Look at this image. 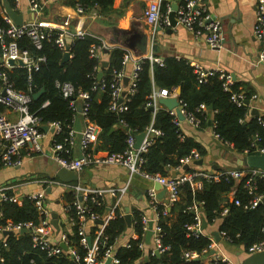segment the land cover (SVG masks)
<instances>
[{"label": "trees", "instance_id": "16d2710c", "mask_svg": "<svg viewBox=\"0 0 264 264\" xmlns=\"http://www.w3.org/2000/svg\"><path fill=\"white\" fill-rule=\"evenodd\" d=\"M14 7L15 0H8ZM70 3H81L85 7L98 5L102 10H111L114 0H70ZM166 5H162L165 12ZM0 25L8 26L3 18V5L0 2ZM56 33L51 32L50 37L42 40V47L38 48L29 36L19 39V46L28 50L34 58L44 56L45 60L39 62V68L33 69L32 79H29L28 67L16 65L8 69L9 81L16 90L31 95L29 111L41 119L42 124L58 122L62 129L56 134V139H63L69 133V125H73L74 111L70 105V98L63 96L59 83L70 82L77 90H90L92 95L89 109L90 118L101 127V133L96 145L97 149L107 150L110 153L123 152L127 148V130L133 134L143 132L148 125L153 123L161 129L162 134L155 137L153 144L143 153L145 162L142 169L149 174L175 176L173 170L180 166L181 158L196 149L200 156L206 154L205 147L191 136H186L174 117L164 107L159 106L152 110L148 105L149 95L154 88L168 87L171 91L180 88V98L187 103V109L197 113L202 118L201 125H206L209 111L201 114L197 107L204 104L212 105V120L214 130L219 137L239 152L258 154L259 148H264V113L253 114L250 104L238 105L232 99L233 92L244 91L247 99L252 95L250 90L237 81H234L230 90H225L220 73L216 72L207 76L200 82L193 64L184 59L167 58L164 65L152 62L146 58L139 73L137 86L134 93L125 91L127 109L117 113L109 109L111 101L110 80L114 70L122 67L124 50L121 47L109 49L108 66L101 68L103 60L90 56V47L100 41L92 36L83 39L76 38L69 46L71 57L64 59L65 49L55 44ZM105 49L103 50V54ZM104 71L102 79L108 84L105 88L98 86L93 90L95 78L92 74ZM45 87V92L37 99L33 95ZM48 102L44 105L45 102ZM1 166V160H0ZM198 167L184 168L191 172ZM242 168V167H241ZM58 178V177H54ZM248 176L237 180L231 175L224 174L218 181L203 179V187L193 190L186 182L180 187V199L176 201L167 216L160 212L159 225L162 232V244L169 246L168 250L158 256L152 252L141 249L139 244L145 239L141 212H132V227L135 236L130 238L128 246L117 249V256L123 264H206L205 249L211 253L212 240L207 235L198 237L190 235L188 226L194 223L195 214L190 205L195 201L202 204V213L207 222V228L216 222L220 232H226L223 240L228 244L249 253V248L264 241V200L252 206L256 195L264 196V177L255 178L256 188L250 193L247 185ZM76 182V181H74ZM235 191L234 196L231 193ZM75 198L72 191H65L62 196L64 205L71 204ZM264 198V197H263ZM236 199L240 204L236 203ZM92 208L103 214L105 206L98 207L90 204ZM3 218L0 224L7 220L13 222L33 221L38 223L40 216L34 202L28 197L17 201H0ZM228 212L222 215L224 209ZM161 209V206H160ZM73 210L69 212L72 214ZM61 228L67 227L60 221ZM95 228V227H94ZM130 227L124 215L119 211L110 219L105 228L108 245L115 244ZM93 230V229H92ZM91 230V231H92ZM130 230V229H129ZM71 246L84 256L86 251L80 246V235L77 228L72 227L67 232ZM4 245L0 239V264H80L69 253L60 256H49L46 251L32 246L30 234L27 232H11L3 237ZM186 251H196L200 257L187 260ZM213 264H229L227 261H213Z\"/></svg>", "mask_w": 264, "mask_h": 264}, {"label": "built area", "instance_id": "2783aa9c", "mask_svg": "<svg viewBox=\"0 0 264 264\" xmlns=\"http://www.w3.org/2000/svg\"><path fill=\"white\" fill-rule=\"evenodd\" d=\"M145 3L143 18L145 22L152 26L153 31L158 27H171L170 20V5L166 11H162V3L164 0H142ZM3 5V0H0ZM29 7L33 13H41L44 8L42 0H28ZM20 0L14 1V6H18ZM98 8V5L93 6ZM85 7L81 3L77 4V10L80 14H86L89 8ZM256 7V21L254 24V35L260 42V50L258 53V63L264 64V0H255ZM92 14V13H91ZM177 23H181L187 29H189L197 38H202L210 47H221L224 40L223 25L221 20L213 16L208 8L207 0H179L178 9L175 13ZM3 18L7 22L8 26L0 25V49H1V62H0V105L16 113L18 116L16 119L9 118L5 114H0V141L2 143V151L0 155L2 167L21 166L25 157H32L35 153H43L42 141L45 137V132L42 129L41 119L29 111V103L31 102V95L18 91L13 84L9 81L8 69L11 64L10 59L16 61L21 59L24 65L28 67L29 79H32L33 69L39 68V62L45 60L44 56L34 58L32 54L19 46V39L24 36H29L38 48L42 47V40L46 37H50L51 32L56 33L55 44L65 50L70 46L66 42V36L69 34L73 41L76 38L83 39L86 36H92L100 41V44L93 43L90 47V56L92 58L103 60V50L110 49V47L104 39L97 37L95 34L82 28L80 24L75 27V30H70L69 19H65L62 24H43L37 21L24 22L22 25L14 23L12 18L5 12L3 6ZM124 50L122 67L118 70H114L109 83L111 88V101L109 109L113 112L120 113L127 109L125 98V91L132 94L136 90L137 80L139 73L142 70L143 61L148 58L152 62H157L160 65H164V59L154 57L151 55L137 56L128 47H121ZM71 57V55H70ZM128 62H133L134 68L130 75L128 85H125V66ZM195 72L198 74L200 82L206 80L207 76L216 72L220 73V78L223 80L225 90H230L235 79L230 73L224 71H216L212 69H205L200 64H195ZM95 78L93 90H96L98 86L105 88L108 84L102 77L98 78V74H92ZM58 87L61 88L63 96L70 98V105L74 111L73 125H69V133L61 140H57L56 136L53 138L51 145L50 157L58 163L60 167L68 170L76 171L79 175L88 166L93 165H122L128 168L132 174H140L151 179L154 182L160 183L165 189V197H161L159 190L151 186L147 189V196L149 198L150 207L152 210L151 216H147L145 213H141V221L143 223L144 236L149 229V222H153V234L151 237L152 252L156 254V250L159 253L168 250L169 246L162 244V229L159 225L160 212L162 216H167L170 212L171 206L180 199V187L182 184L188 182L192 189L198 190L203 187V179H213L218 181L224 174L231 175V177L240 180L245 176H248L247 185L250 193L254 192L256 188L255 178L257 176L264 177V169L252 168L244 166L242 168L232 169L229 171L216 173L211 170H202L198 167L191 172H186L182 169V165L195 166L194 161L201 158L200 153L194 149L190 154L181 158L180 166L176 169L179 173L175 176H163L160 174H149L142 169V164L145 162L143 153L153 144L155 137L162 134L161 129L156 128L153 123L148 125L145 132L144 140L140 148L135 147V134L130 130H127V148L123 152L110 153L107 150L97 149L96 145L101 133V127L94 122L89 116V109L91 106L92 95L90 90H77L70 82L59 83ZM176 97L178 99V106L181 110L184 120H187L190 124L195 126L202 123V118L195 112L187 109V103L180 98L176 89L171 91L168 87L154 88L149 95L148 105L154 107L156 110L159 106H164L161 102V98ZM232 99L238 105H248L247 100L251 102L254 96L251 95L247 99L245 92H233ZM48 102L46 101L44 105ZM250 104V103H249ZM80 106V111H79ZM170 114L174 117V121L180 126V122L183 121L179 118L176 108L168 109L164 106ZM208 110L204 104L197 107V112L204 114ZM81 119L82 128L80 131L76 129L77 119ZM50 127L54 126L55 135L62 129L58 122L49 123ZM215 132V130H214ZM80 133V146L79 154L76 155V135ZM216 136L219 135L215 132ZM264 153V148H259V153ZM182 171V172H181ZM44 188L35 192L28 193L26 197L34 202L37 211L40 216V221L35 223L33 221L26 222H13L7 220L5 223L0 224V235L3 236L5 231L14 233H22L23 229H27V233L30 234L32 240V246L42 251H46L49 256H60L64 253H69L71 258H74L80 264H123L117 256V249L121 246H128L130 238L124 244H118V240L115 244L108 245V238L105 235V228L109 220L116 215V208L120 206V200L122 194L128 189V182L122 187H93L82 183L76 182H64L59 178H47L44 180ZM57 185L62 190L72 191L75 198L71 204L64 205L63 211L66 215L64 220H60L67 227L61 228L57 233L54 225L52 224L53 209L50 207V199L48 197L47 187ZM11 187H3L0 189V201H17L20 198L15 194L10 193ZM235 191L231 194L234 196ZM111 194L117 198L115 204L112 207V211L104 216V223H99V220L103 218V214L92 208L90 204L102 207L105 206V195ZM63 196V195H62ZM262 195H256L252 202V206L257 205L263 200ZM236 203L240 204V201L236 199ZM161 206V209H160ZM189 208L195 214V221L188 226L190 235L196 237L200 235H207L211 238V249H214L213 254H209L208 250L203 251V255L206 256V264H213V261L223 260L232 264L230 259L226 257L220 249H217V239L212 233H208L206 229H202V223L204 215L202 213V204L195 201ZM73 210L72 214L69 212ZM228 209L225 208L222 215H225ZM127 212L121 211V214L125 216ZM132 215V214H131ZM3 218V211L0 208V219ZM89 223L94 224L95 228L90 230ZM77 228L80 235L79 244L86 251L84 256H81L77 252L75 247H72V242L67 234L71 231L72 227ZM221 237L226 236V232H220ZM91 237V244L88 237ZM120 238V237H119ZM118 238V239H119ZM4 245L6 241L2 239ZM62 242L68 245V249L65 250L62 246ZM139 247L143 250L147 247L145 239L140 242ZM264 250V241L255 243L249 248V253L260 252ZM184 256L187 260L196 259L200 257V253L196 251H186ZM110 262L108 263V260ZM2 261L3 258L0 257Z\"/></svg>", "mask_w": 264, "mask_h": 264}, {"label": "crops", "instance_id": "0c3cea01", "mask_svg": "<svg viewBox=\"0 0 264 264\" xmlns=\"http://www.w3.org/2000/svg\"><path fill=\"white\" fill-rule=\"evenodd\" d=\"M178 1L164 0L162 5H166L167 9L169 5L172 7ZM42 2L44 8L38 14L32 12L28 0H20L19 5L14 8L23 14L24 22L37 21L56 25L69 19L70 30H75V27L80 24L82 28L104 39L110 47H129L125 43H130L132 47L129 48L137 56L152 54L154 57L163 59H184L193 65L200 64L205 69L230 73L235 81L250 90L254 96L250 102L251 112L253 108H257L260 113H264V64L257 61L260 42L254 35L255 0H207L211 14L220 19L223 25L224 40L219 48L210 47L202 38H197L181 23H177L172 29H170L171 27H161L154 32L152 26H149L143 18L145 3L142 0H114L111 10L93 7L89 8L85 12L86 14H80L77 10L78 3L72 4L70 0H42ZM144 34L149 35L148 48L145 52L138 47V42ZM66 42L68 45L73 42L69 34L66 36ZM109 57L110 54L106 51L102 55L103 61H108ZM16 65L19 63L17 62ZM133 68V62H128L125 66L126 77H130ZM178 89L179 87L176 92ZM208 111L209 120L206 125L195 126L187 120L180 122L183 133L193 137L206 149V154L201 156L204 162L199 168L221 173L244 167L245 165L238 162L247 154L235 151L227 142L216 136L212 120L213 113L209 109ZM0 114H5L12 119H16L18 116L2 105H0ZM44 132L43 153L25 157L21 166H0V189L11 187L10 193L22 199L28 193L43 189L45 179L57 177L60 166L50 157L52 141L56 136L54 126L50 127L49 125V130H44ZM80 138V133H77L74 150L76 155L79 154ZM2 147L0 141V155ZM178 173L177 169L173 170L174 175ZM80 181L93 187H122L128 182V189L122 194L120 206L116 208L115 212H127L129 209L131 214L134 210L145 213L149 217L152 214L147 189L151 186L156 187L157 182L140 174H132L125 166H88L81 172ZM158 190L163 197L166 196L165 191L164 194L161 192L163 188ZM47 192L50 207L53 211L58 212L60 220H64L66 218L62 201L64 190L57 185H52L47 187ZM116 200L117 198L111 194L105 195V208H110L108 212L112 211ZM218 224L216 222L209 227L207 232L219 231ZM94 226L91 223L88 225L90 230ZM129 229L118 239V244H124L129 238L135 236L132 225ZM3 237L4 235H0L1 240ZM217 242L216 248L220 249L232 264L243 262L247 253L237 248L232 250L233 252H229L228 245L223 238ZM150 248L152 245L147 244L145 251Z\"/></svg>", "mask_w": 264, "mask_h": 264}, {"label": "water", "instance_id": "95a60500", "mask_svg": "<svg viewBox=\"0 0 264 264\" xmlns=\"http://www.w3.org/2000/svg\"><path fill=\"white\" fill-rule=\"evenodd\" d=\"M3 6H4V9H5V12L12 18V20L14 21L15 24L17 25H22L24 23V17H23V14L18 12L11 4L8 0H3ZM178 9V3H174L171 7V12H170V20H171V23H172V26L170 29H172V27H175L177 25V19H176V16H175V13ZM158 29H161V27H158ZM148 42H149V35L148 34H144L143 37L141 38V40L138 42V47L140 48L141 51L145 52L148 48ZM127 44L129 47H132V44L130 43H125ZM128 47V48H129ZM106 52L109 51V49H105ZM70 58V51H69V46L67 47V50L65 51L64 53V61L65 60H68ZM9 63L11 65H16V61L13 60V59H10ZM19 65H23L24 66V62L20 59L18 61ZM108 66V61H103L102 62V66L101 68H105ZM104 75V71L103 70H100L98 72V78H101L102 76ZM129 80L130 78L127 76L124 78V83L125 85H128L129 83ZM45 92V87H42L40 90H38L34 95H33V98L34 99H37L39 98L43 93ZM178 94H180V88L178 89ZM160 102L166 106L168 109H173V108H176L177 110V113L179 115V118L181 120H184V116L182 115L181 113V110L178 106V99L176 97H168V98H161L160 99ZM250 101L247 100V104H249ZM213 106L210 105L208 106V109L209 110H212ZM152 110H154V107H151ZM80 106H79V111H80ZM252 113L253 114H257L259 113V110L257 108H253L252 109ZM82 128V123H81V119L78 118L77 119V122H76V129L78 131H80ZM42 129L43 130H46L48 131L49 130V125L48 124H42ZM144 137H145V132H141V133H137L135 134V147L136 148H140L143 140H144ZM204 162V159L203 158H200L196 161H194V164L195 165H198V166H201ZM239 164L241 165H245L247 167H252V168H260V169H264V153H258V154H250V155H246L242 160H239L238 162ZM189 167V165H184V168H187ZM57 177L64 181V182H73V181H80V175L76 172V171H73V170H68L66 168H63V167H60L57 171ZM156 187L159 189V188H163V186L160 184V183H157L156 184ZM164 188L161 192H163L164 194ZM161 197H163L162 193L160 194ZM264 200V198H263ZM110 208H107L104 215H103V218H101L99 220V223H104V216L106 214H108ZM125 218H126V221H127V225L128 227H131L132 225V215H131V212L129 211V209H127V213L125 214ZM52 224L54 225L55 229H56V232L58 233L60 231V223H59V214L57 211H54L52 213ZM153 222L150 221L149 222V229L146 233V236H145V241L148 245L151 244V237H152V234H153ZM207 228V222L206 220L204 219L203 220V223H202V229H206ZM23 232H27V229H23L22 230ZM10 231H5L4 232V235H7L9 234ZM212 234L216 237L217 241H221L222 237L219 233V231H213ZM88 240H89V243L91 244V237L89 236L88 237ZM62 246L64 247L65 250L68 249V245L65 243V242H62L61 243ZM215 252L214 249L211 250V254H213ZM156 254L159 256L160 253L158 250H156ZM110 262V259L108 260V263ZM241 264H264V250L263 251H260V252H255V253H251V254H248L246 255V257L243 259V262Z\"/></svg>", "mask_w": 264, "mask_h": 264}, {"label": "rangeland", "instance_id": "374dc122", "mask_svg": "<svg viewBox=\"0 0 264 264\" xmlns=\"http://www.w3.org/2000/svg\"><path fill=\"white\" fill-rule=\"evenodd\" d=\"M225 243H227V242H225ZM227 245H228V250H229V252H233L232 250H234L236 247H234V246H232V245H230V244H228L227 243ZM230 246V247H229Z\"/></svg>", "mask_w": 264, "mask_h": 264}]
</instances>
